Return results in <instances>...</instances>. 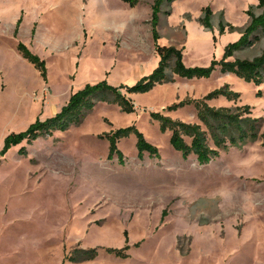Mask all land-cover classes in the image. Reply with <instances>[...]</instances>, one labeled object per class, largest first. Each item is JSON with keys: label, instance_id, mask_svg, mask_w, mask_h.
Here are the masks:
<instances>
[{"label": "rangeland", "instance_id": "374dc122", "mask_svg": "<svg viewBox=\"0 0 264 264\" xmlns=\"http://www.w3.org/2000/svg\"><path fill=\"white\" fill-rule=\"evenodd\" d=\"M153 3L140 0L131 8L124 0H0V264H264V84L218 68L210 78L174 76L150 92L127 94L126 87L159 64ZM206 6L213 11L211 28L200 23ZM250 9L262 11L258 0L164 4L159 43L182 49L187 67H206L241 37ZM257 35L229 60L261 55L264 33ZM20 41L45 60L47 80L18 51ZM102 80L123 85L135 111L99 102L81 123L32 142L25 138L4 152L12 133L44 122L71 94ZM224 85L240 97L208 104L249 105L262 119L260 138L206 165L194 155L184 159L152 113L200 123L194 102ZM185 100L193 103L168 110ZM131 125L159 148V157L140 158L131 135L118 142L124 163L109 158L105 136ZM108 248H124L127 256ZM80 249L99 254L71 261Z\"/></svg>", "mask_w": 264, "mask_h": 264}, {"label": "trees", "instance_id": "16d2710c", "mask_svg": "<svg viewBox=\"0 0 264 264\" xmlns=\"http://www.w3.org/2000/svg\"><path fill=\"white\" fill-rule=\"evenodd\" d=\"M131 8L135 7L140 0H124ZM176 0H154L152 5L151 28L154 47L159 56L158 67L149 76L144 77L136 84L126 87L127 94L146 93L152 91L157 85L173 83L174 76L186 79L210 78L220 68L223 73H232L245 82L253 83L256 86L264 84V50L261 55L253 59L235 58V53L251 46L259 39L260 32L264 33V0H258V7L262 10L255 14L251 9L247 11L251 21L244 30L241 37L226 47L225 56L222 60L214 58L206 67H187L183 60V50L175 46L161 45L159 32L160 14L163 12L164 4H171ZM203 15L200 23L205 28H211L213 11L210 6L202 9ZM170 14L169 11H164ZM21 20H18L15 35L18 34ZM231 27V26H230ZM232 28V27H231ZM220 32H225V24L220 22ZM22 56L31 62L40 71L44 80H47V65L44 59L32 52L23 42L17 45ZM169 70L172 75L169 74ZM123 85L114 86L108 80L95 83H88L82 89L70 95L68 102L54 116L44 122H36L28 130L21 133H12L6 139V152L12 144L18 143L25 138L29 141L37 140L40 137L52 135L57 130H67L72 125L82 122L84 117L94 109L99 102L117 104L125 113H133L135 105L131 97L122 91ZM259 90L257 96H261ZM225 97L229 101H235L240 97L239 92L233 91L229 85L215 89L208 93L202 100L195 101L200 123H188L174 120L170 116L159 112H153L152 116L161 124V131H171L170 143L172 147L181 153L184 159L189 156H196L201 165L209 164L218 157L221 152H226L230 147L244 145L247 141H254L260 138L261 118L254 117L252 107L244 105L234 109L231 106L214 107L208 104L209 100ZM193 101L185 100L168 107L169 111L192 104ZM135 135L137 138L136 147L138 156L143 158L147 153L151 157H159V148L150 143L136 125L119 128L107 133L105 136L109 141V158L118 157L124 163V155L118 147L122 138ZM124 248H129L126 245ZM124 248H108L109 253L125 258L127 254ZM98 251L78 250L70 258L71 261L93 260L98 256Z\"/></svg>", "mask_w": 264, "mask_h": 264}]
</instances>
